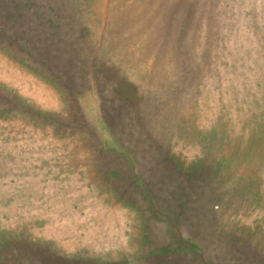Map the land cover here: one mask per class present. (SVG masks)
<instances>
[{
	"label": "rangeland",
	"instance_id": "obj_1",
	"mask_svg": "<svg viewBox=\"0 0 264 264\" xmlns=\"http://www.w3.org/2000/svg\"><path fill=\"white\" fill-rule=\"evenodd\" d=\"M0 264H264V0H0Z\"/></svg>",
	"mask_w": 264,
	"mask_h": 264
},
{
	"label": "trees",
	"instance_id": "obj_2",
	"mask_svg": "<svg viewBox=\"0 0 264 264\" xmlns=\"http://www.w3.org/2000/svg\"><path fill=\"white\" fill-rule=\"evenodd\" d=\"M44 45H46V44H44ZM42 50V49H41Z\"/></svg>",
	"mask_w": 264,
	"mask_h": 264
}]
</instances>
